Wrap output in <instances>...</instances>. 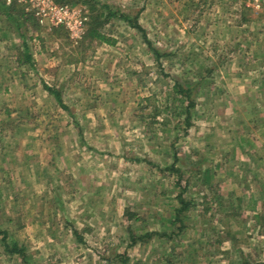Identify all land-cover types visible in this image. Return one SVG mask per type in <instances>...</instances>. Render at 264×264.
<instances>
[{
    "label": "rangeland",
    "instance_id": "obj_1",
    "mask_svg": "<svg viewBox=\"0 0 264 264\" xmlns=\"http://www.w3.org/2000/svg\"><path fill=\"white\" fill-rule=\"evenodd\" d=\"M71 1L0 2V264H264V1Z\"/></svg>",
    "mask_w": 264,
    "mask_h": 264
},
{
    "label": "built area",
    "instance_id": "obj_2",
    "mask_svg": "<svg viewBox=\"0 0 264 264\" xmlns=\"http://www.w3.org/2000/svg\"><path fill=\"white\" fill-rule=\"evenodd\" d=\"M260 1V0H257ZM264 1V0H261ZM5 6L19 8L26 17L48 26H64L82 30L86 15L68 2L58 0H0Z\"/></svg>",
    "mask_w": 264,
    "mask_h": 264
},
{
    "label": "trees",
    "instance_id": "obj_3",
    "mask_svg": "<svg viewBox=\"0 0 264 264\" xmlns=\"http://www.w3.org/2000/svg\"><path fill=\"white\" fill-rule=\"evenodd\" d=\"M58 1H62V2H65V1L66 2H72L71 0H58ZM72 3H76V2H72ZM120 16L124 17L126 15L121 14ZM128 20H129V18H128ZM135 27H137L138 29L141 30V27L139 25H135ZM95 36L100 37V35H95ZM155 54H156V58H159V53H157V51H155ZM44 87H45V89H47L50 93H52L55 96V98L57 99V101L59 102V104H62V98H61V94H60L59 91H57V90H55V89H53V88H51V87H49L47 85H44ZM183 92L185 94H187L186 95L187 100H188L187 107L189 109L191 106H193V100L192 99H188V97H190V92L191 91H189L187 89V90H184ZM3 234H4V231L0 230V235H3ZM7 248H9V247H7ZM9 250L11 252H17V253H22L23 252L22 249L17 248V246L15 244H13V246Z\"/></svg>",
    "mask_w": 264,
    "mask_h": 264
}]
</instances>
